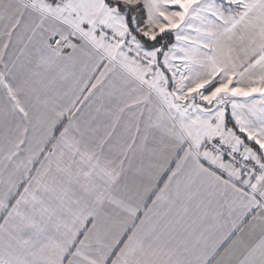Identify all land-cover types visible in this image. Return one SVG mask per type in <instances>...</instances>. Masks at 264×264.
<instances>
[{
    "label": "snow or ice",
    "instance_id": "snow-or-ice-1",
    "mask_svg": "<svg viewBox=\"0 0 264 264\" xmlns=\"http://www.w3.org/2000/svg\"><path fill=\"white\" fill-rule=\"evenodd\" d=\"M0 264H264V0H0Z\"/></svg>",
    "mask_w": 264,
    "mask_h": 264
}]
</instances>
